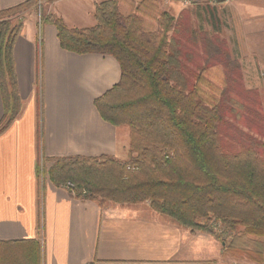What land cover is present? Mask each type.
I'll list each match as a JSON object with an SVG mask.
<instances>
[{
  "label": "trees",
  "instance_id": "obj_1",
  "mask_svg": "<svg viewBox=\"0 0 264 264\" xmlns=\"http://www.w3.org/2000/svg\"><path fill=\"white\" fill-rule=\"evenodd\" d=\"M36 1L0 9V133L22 107L13 58L22 29L16 17ZM93 16L95 24L84 28H70L56 16L46 20L56 27L61 48L107 54L118 62L119 82L94 104L104 120L129 127L128 158H53L50 180L61 187L69 181L76 198L100 205L148 201L184 228L210 232L214 217L234 231L235 239L263 237L264 151L259 148L264 142L245 134L246 144L238 150L221 146L218 127L242 104L206 75L213 66H232L225 42L202 30L203 23L218 30L216 5H197L174 16L153 0H131L126 10L118 0H103ZM128 164L136 169L127 170ZM40 250L34 239L0 241V264H40Z\"/></svg>",
  "mask_w": 264,
  "mask_h": 264
},
{
  "label": "crops",
  "instance_id": "obj_2",
  "mask_svg": "<svg viewBox=\"0 0 264 264\" xmlns=\"http://www.w3.org/2000/svg\"><path fill=\"white\" fill-rule=\"evenodd\" d=\"M25 1L0 0V9ZM96 3L55 0L25 21L14 43L22 110L0 133V241H39L40 264H228L223 243L179 226L147 201L100 205L39 176L40 156L47 168L53 158L127 156V127L104 120L94 104L119 82L118 62L61 48L46 20L92 26Z\"/></svg>",
  "mask_w": 264,
  "mask_h": 264
},
{
  "label": "rangeland",
  "instance_id": "obj_3",
  "mask_svg": "<svg viewBox=\"0 0 264 264\" xmlns=\"http://www.w3.org/2000/svg\"><path fill=\"white\" fill-rule=\"evenodd\" d=\"M54 1L37 0L35 5L17 15V22H21L23 28L29 17H37L39 14L42 16ZM129 1L131 0H118L120 9L126 10ZM132 1L138 3L140 0ZM157 5L160 10L174 16L183 10L190 11L197 7L164 5L159 2ZM216 7L218 30L211 29L206 23L202 24V30L207 31L210 37L218 36L225 42L232 66L229 69L213 66L206 71V75L215 88L221 89L225 86L230 99L242 104V107L237 105L233 112L226 114L224 123L218 127L221 146L225 150H238L246 144L245 134H252L264 142V0H230L217 4ZM50 16L52 15L48 17ZM210 63L214 64L211 61ZM121 127H127L129 140L127 156L119 160L126 161L130 147V130L128 126ZM259 150L263 152L264 147ZM46 162L45 158L39 157L38 172L41 178L48 175L50 166L47 168ZM186 229L208 233L223 243V254L228 264H264V236L258 238L245 235L235 239L234 231L214 217L208 221L210 232Z\"/></svg>",
  "mask_w": 264,
  "mask_h": 264
},
{
  "label": "built area",
  "instance_id": "obj_4",
  "mask_svg": "<svg viewBox=\"0 0 264 264\" xmlns=\"http://www.w3.org/2000/svg\"><path fill=\"white\" fill-rule=\"evenodd\" d=\"M153 1L162 3L164 5L175 4V5H179L182 7H188V6H192V5H202V4L217 5V4L228 2L230 0H153ZM126 169L127 170H134V169H136V167L128 164V165H126ZM64 188L66 190H68L73 196H75V191L73 188V184L71 182H69V181L66 182L64 185ZM84 193H85V191H83V194Z\"/></svg>",
  "mask_w": 264,
  "mask_h": 264
}]
</instances>
